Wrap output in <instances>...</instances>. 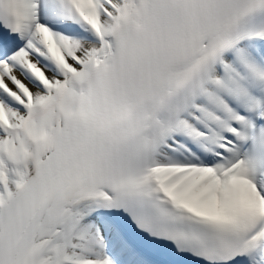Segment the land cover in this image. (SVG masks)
Here are the masks:
<instances>
[{
  "label": "snow or ice",
  "instance_id": "6c2138e0",
  "mask_svg": "<svg viewBox=\"0 0 264 264\" xmlns=\"http://www.w3.org/2000/svg\"><path fill=\"white\" fill-rule=\"evenodd\" d=\"M0 264H264V0H0Z\"/></svg>",
  "mask_w": 264,
  "mask_h": 264
}]
</instances>
